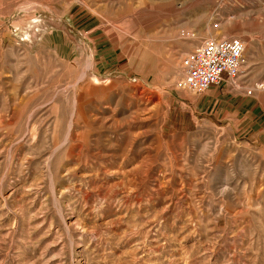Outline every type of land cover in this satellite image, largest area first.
Here are the masks:
<instances>
[{
  "label": "rangeland",
  "instance_id": "374dc122",
  "mask_svg": "<svg viewBox=\"0 0 264 264\" xmlns=\"http://www.w3.org/2000/svg\"><path fill=\"white\" fill-rule=\"evenodd\" d=\"M0 264H264V0H0Z\"/></svg>",
  "mask_w": 264,
  "mask_h": 264
},
{
  "label": "built area",
  "instance_id": "2783aa9c",
  "mask_svg": "<svg viewBox=\"0 0 264 264\" xmlns=\"http://www.w3.org/2000/svg\"><path fill=\"white\" fill-rule=\"evenodd\" d=\"M244 53L245 45L238 38L207 41L188 57L186 76L178 87L203 94L216 85L236 79L244 63Z\"/></svg>",
  "mask_w": 264,
  "mask_h": 264
},
{
  "label": "crops",
  "instance_id": "0c3cea01",
  "mask_svg": "<svg viewBox=\"0 0 264 264\" xmlns=\"http://www.w3.org/2000/svg\"><path fill=\"white\" fill-rule=\"evenodd\" d=\"M230 81H231V80H227L226 83H225V85H223L224 83H222V84H220V85H216L217 87H214V88L212 89V91H211V92H212L211 97L214 99V101H213V104H214V105H217V104H218V99H219V97H221L222 94L225 93L224 90H222L221 92H219V89H221V88H223L224 86H226V84H228Z\"/></svg>",
  "mask_w": 264,
  "mask_h": 264
}]
</instances>
